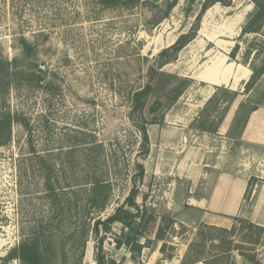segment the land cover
Masks as SVG:
<instances>
[{"label":"rangeland","instance_id":"rangeland-1","mask_svg":"<svg viewBox=\"0 0 264 264\" xmlns=\"http://www.w3.org/2000/svg\"><path fill=\"white\" fill-rule=\"evenodd\" d=\"M169 1L106 7L100 0H0V264H23L6 257L31 237L38 238L42 264H98L100 255L106 262L164 264L176 254L174 233L187 245L181 264L196 252L209 264H264V232L258 236L241 222L242 215L264 217V159L238 140L236 150L223 147L224 137L238 138L253 106L264 107V75L245 91L263 59L264 29L242 35L256 4L229 0L204 9L207 0H178L168 11ZM193 30L196 37L177 58L159 67L160 52ZM22 41L31 45L29 58ZM15 62L48 64V71H39L42 80L18 76ZM210 74L228 80L211 83L204 79ZM148 83L145 105L136 108L133 95ZM214 133L220 153H241L242 170L251 175L242 213L221 215L220 228L185 226L177 210L189 206L175 204L177 187L182 195L190 189L195 155L218 164L219 147L208 148L218 141ZM210 169L211 177L220 171ZM133 187L138 203L155 213L138 239L139 254L123 246V223L94 228Z\"/></svg>","mask_w":264,"mask_h":264},{"label":"trees","instance_id":"trees-1","mask_svg":"<svg viewBox=\"0 0 264 264\" xmlns=\"http://www.w3.org/2000/svg\"><path fill=\"white\" fill-rule=\"evenodd\" d=\"M140 0H100V2L106 6V7H113L118 6L120 4H136ZM223 2L224 4H229L228 1L224 0H207L204 4V9H207L209 6L216 2ZM256 4V10L252 14V16L249 18V20L245 23V25L242 28V35L247 34H259L264 29V0H253ZM178 0H172L168 3V11L171 10L176 4ZM199 19V17H198ZM197 35V31H189L187 33L181 34L178 39L169 47L163 49L158 58L156 59L157 63L159 64V67L164 66L170 61H173L177 58L179 52L188 45ZM22 46L24 48V51L26 53V57L29 58L32 55V48L29 43L26 41H22ZM240 49V45L236 44L233 50L230 52L231 58L235 59L237 57V52ZM260 53L259 50L255 52V54ZM262 62L259 67H252V75L250 79L245 84V91L249 92L251 91L255 84L262 78L264 75V42H263V57ZM14 64L13 74L18 76H36L39 77L41 80L43 79L41 75L39 74L37 68L29 67L28 65H23L22 63ZM7 68L10 70L8 64ZM151 91V84H146L142 89L136 91L133 95L134 105L137 107H143L145 105L146 99ZM211 101V100H209ZM208 101V102H209ZM208 104V103H207ZM206 104V105H207ZM242 106V105H241ZM259 108V105H255L250 109V112L244 116V126L249 118V114ZM243 126V127H244ZM143 138L145 143L148 142V135L145 129L142 131ZM149 149L144 151V155H148ZM138 167H140V174H145V167L142 163H137ZM139 194L138 189L135 187L131 188L129 190V194L125 198V201L122 205H120L112 214H110L106 219L99 220L97 219L94 223V228L98 229L100 225L108 228L111 224L115 222H121L123 223L129 231L125 233V240L124 244L128 246L132 252L134 253H141L144 244L140 243L138 241L140 236L144 235V232L148 228L149 224L155 219V213L148 212V209L144 207V205H140L137 201V195ZM104 207V206H103ZM241 222L243 224V228L246 227L253 231L252 233L256 232L258 233V236L261 232H264V225L256 224L248 219H241ZM209 228H220L216 225H208ZM221 231L223 232H233L234 228L231 230H228L227 228H221ZM156 238L159 240L163 239V228H159ZM259 237L256 239H253L251 241L253 244H257L259 242ZM122 244V243H121ZM119 243V246L121 245ZM39 241L37 237H31L29 239H24L20 241L17 245H15L8 253L6 259L12 260V259H18L23 264H42L41 263V251L39 248ZM194 247H192L193 249ZM242 247L237 245L236 249H241ZM230 248L225 249L224 251H229ZM189 253L185 257L188 260L189 264H195L198 261H203L204 264H209L208 259L206 257L199 255V253L196 252L193 255H190ZM136 257V255H134ZM190 257V258H189ZM189 258V259H188ZM249 261L252 263L253 258L249 259ZM187 263V262H185ZM98 264H122L121 261H108L106 262L105 256L100 255L99 263Z\"/></svg>","mask_w":264,"mask_h":264},{"label":"crops","instance_id":"crops-1","mask_svg":"<svg viewBox=\"0 0 264 264\" xmlns=\"http://www.w3.org/2000/svg\"><path fill=\"white\" fill-rule=\"evenodd\" d=\"M215 133L212 135L215 136L213 140H218ZM216 134L222 135L224 133L220 130ZM236 140L240 142L241 148L244 144L255 150V154L251 153L252 156L255 155L257 158L264 159L263 106L249 114V118L238 138L236 136H227V139H225L224 137L223 147L228 148L226 149L228 151H231L232 148L236 150L237 144L234 143ZM220 143L218 140L216 142L212 141L208 145V148L210 147L211 149H214L213 147L216 146L219 147L218 159L213 163L218 164L211 167V164L206 162V157L204 161H201L199 154L195 155L193 157V164L190 166L187 175L190 189L186 194L182 195V191H179L177 187V194L174 197L175 204H179V207L185 204L189 206L187 209L179 208L177 210L179 215L178 221L185 226H193L202 222L219 226L220 224L217 221L221 220L219 219L221 215L234 217L242 213V205L244 204V197L248 190L251 175L244 174L242 170L240 162L241 153L238 154L239 157L237 158L229 155L228 151L224 152V149L220 153ZM235 150L233 151L235 152ZM209 152L211 151L209 150ZM210 168L220 171L215 177H211L212 170ZM210 215L211 218L207 219ZM242 216L256 224L264 225V217L260 218L257 213L250 217L246 215Z\"/></svg>","mask_w":264,"mask_h":264},{"label":"built area","instance_id":"built-area-1","mask_svg":"<svg viewBox=\"0 0 264 264\" xmlns=\"http://www.w3.org/2000/svg\"><path fill=\"white\" fill-rule=\"evenodd\" d=\"M170 243L175 247L176 254L171 261L164 264H181L187 245L183 243L181 235H179L178 233L171 234ZM123 246H125V244H123ZM142 261V264H148L146 263L145 259H142ZM89 264H96V261H91Z\"/></svg>","mask_w":264,"mask_h":264},{"label":"bare ground","instance_id":"bare-ground-1","mask_svg":"<svg viewBox=\"0 0 264 264\" xmlns=\"http://www.w3.org/2000/svg\"><path fill=\"white\" fill-rule=\"evenodd\" d=\"M205 80L210 81L211 83H219V82H227L228 77L227 76H222V77H218L216 74H210L204 77Z\"/></svg>","mask_w":264,"mask_h":264},{"label":"water","instance_id":"water-1","mask_svg":"<svg viewBox=\"0 0 264 264\" xmlns=\"http://www.w3.org/2000/svg\"><path fill=\"white\" fill-rule=\"evenodd\" d=\"M40 69L43 71V76H45L46 72L48 71V64L41 65Z\"/></svg>","mask_w":264,"mask_h":264},{"label":"flooded vegetation","instance_id":"flooded-vegetation-1","mask_svg":"<svg viewBox=\"0 0 264 264\" xmlns=\"http://www.w3.org/2000/svg\"><path fill=\"white\" fill-rule=\"evenodd\" d=\"M38 69H39V70H38V72H39L41 69H40V67H39ZM41 71H42V70H41ZM42 72H43V71H42Z\"/></svg>","mask_w":264,"mask_h":264}]
</instances>
